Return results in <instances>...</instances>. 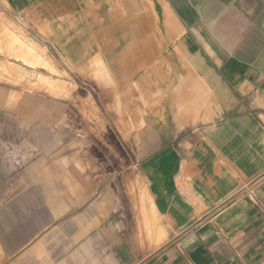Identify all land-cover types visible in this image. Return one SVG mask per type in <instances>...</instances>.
Here are the masks:
<instances>
[{"label": "crops", "instance_id": "0c3cea01", "mask_svg": "<svg viewBox=\"0 0 264 264\" xmlns=\"http://www.w3.org/2000/svg\"><path fill=\"white\" fill-rule=\"evenodd\" d=\"M9 1L99 126L37 156L36 111L0 110L33 151L0 163V264H264V0Z\"/></svg>", "mask_w": 264, "mask_h": 264}, {"label": "rangeland", "instance_id": "374dc122", "mask_svg": "<svg viewBox=\"0 0 264 264\" xmlns=\"http://www.w3.org/2000/svg\"><path fill=\"white\" fill-rule=\"evenodd\" d=\"M43 28L44 22L33 21L9 0H0V110L12 107L15 109L18 106L20 127L26 131L33 124V118L28 115L36 111L33 127L36 130L37 156L45 152L41 146L44 145L45 134L51 123L54 145H59L62 141L71 142L75 137L74 132L84 124L89 126L90 132L98 130L99 126L88 94L92 93V87L78 83L77 70L67 69L66 59L62 58L51 39L45 37ZM102 71L97 65L96 75L93 76V72L88 71V77L100 81L106 76ZM62 114L65 115L66 126H69L68 138L66 133L60 132ZM2 126L4 118H0V127ZM27 139L28 136L21 141ZM2 140L0 135V147H3ZM28 152L30 156L33 154L32 150L0 148V163L3 159L12 163L18 153L24 157ZM58 152L54 151V157ZM73 162L77 173V163ZM79 172H83V169ZM1 188L3 181L0 182Z\"/></svg>", "mask_w": 264, "mask_h": 264}]
</instances>
